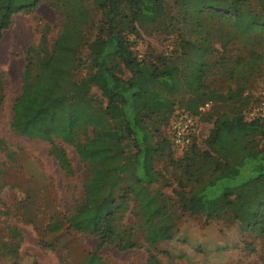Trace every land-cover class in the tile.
I'll list each match as a JSON object with an SVG mask.
<instances>
[{
	"label": "rangeland",
	"instance_id": "374dc122",
	"mask_svg": "<svg viewBox=\"0 0 264 264\" xmlns=\"http://www.w3.org/2000/svg\"><path fill=\"white\" fill-rule=\"evenodd\" d=\"M174 1L165 0V5L177 20L175 26H180L160 21L140 28L138 39L128 36L135 41L134 52L155 59L170 50L179 54L183 48L181 38L203 39L205 83L229 96L234 104L243 105L245 117L250 118L253 108L264 107V99L251 105L264 95V30L255 27L245 34L247 29L238 26L236 14L224 5L184 14L173 5ZM50 2H40L31 12L14 13L0 35V264H77L93 251L109 264H146L145 245L126 250L117 249L114 243L98 247V239L88 233L65 228L53 233L47 229L51 219L67 213L82 195L83 165L73 142L97 134L115 137L125 133L124 125L116 118L119 105H109L103 82L95 77L98 69L94 53L99 48L93 38L103 28L100 12L91 0H84L88 9L86 28L90 31L80 43L88 44L51 57L63 16ZM239 4L244 13L261 12L258 0H249L244 8L242 2ZM183 16L187 17V29L180 23L185 20ZM30 59L31 65L26 67ZM107 62L122 80L128 81L130 74L114 56H109ZM187 98L182 87L175 96V107L183 108ZM226 104L214 98L198 105L199 150H207L205 139L213 116L226 110ZM134 105L137 110L138 103ZM16 114L22 119L19 132L11 128ZM46 120L52 128L34 133ZM156 124L164 136L163 124ZM52 142L67 153L74 169L72 176L63 173L49 152ZM179 157L165 148L157 159L156 168L165 181L176 183L180 169L171 165V158ZM163 187L170 194L169 187ZM177 221L172 240L158 244V251H154L161 264H264L262 239L242 231L231 216L207 221L201 215L183 214ZM244 241L253 242L257 251H243Z\"/></svg>",
	"mask_w": 264,
	"mask_h": 264
},
{
	"label": "trees",
	"instance_id": "16d2710c",
	"mask_svg": "<svg viewBox=\"0 0 264 264\" xmlns=\"http://www.w3.org/2000/svg\"><path fill=\"white\" fill-rule=\"evenodd\" d=\"M42 1L46 0H0V35L14 13L34 11ZM248 1L175 0L173 5L184 14H198L203 9L224 5L236 14L238 26L247 29L243 30L245 34L255 27L264 30V0H258L261 12L245 10L244 13L239 3L244 8ZM91 2L100 12L103 24L93 38L99 48L94 53L98 69L94 76L103 82L109 105H119L116 118L124 125L125 133L115 137L97 134L73 142L83 165L82 195L67 213L51 219L47 229L53 233L63 228L88 233L98 239V247L114 243L117 249L126 250L145 245L146 264H161L154 251L158 244L172 240L178 229L177 217L183 214L201 215L207 221L231 216L242 231H249L264 242V116L246 118L243 105L234 104L229 96L205 83L203 39L199 42L181 38L183 48L179 54L170 50L155 59L134 52L135 41L128 36L138 39L140 28L160 21L171 27L180 26H175L177 20L165 0ZM50 3L63 16L51 57L62 51L84 48L88 43L81 44V37L90 31L86 28L88 9L84 0H51ZM241 16L244 17L239 20ZM183 18L180 23L187 29V17ZM178 34L181 37L183 31ZM109 56H114L130 74L128 81L122 80L109 66ZM30 61L26 67H30ZM182 87L188 98L185 106L178 108L175 96ZM214 98L227 103L226 110L214 114L212 128L205 139L208 148L199 150L198 105ZM260 99L264 95L251 105ZM2 103L0 77V106ZM45 113L47 118L48 110ZM182 113L192 116L194 125L189 145L180 150L172 140L170 125ZM20 119L17 114L13 117L14 131H20ZM158 122L165 128L164 136ZM42 125L34 133L52 128L48 120ZM165 148L180 155L176 160L171 158V165L180 169L176 183L165 181L156 168ZM49 152L65 175L74 174L61 146L52 142ZM164 185L169 187L170 194ZM243 247L248 253L257 251L250 241H244ZM77 264L109 263L93 251L87 252Z\"/></svg>",
	"mask_w": 264,
	"mask_h": 264
},
{
	"label": "built area",
	"instance_id": "2783aa9c",
	"mask_svg": "<svg viewBox=\"0 0 264 264\" xmlns=\"http://www.w3.org/2000/svg\"><path fill=\"white\" fill-rule=\"evenodd\" d=\"M255 116H264L263 106L258 105L253 108L250 117ZM193 125L194 119L187 113H182L172 120L170 125L172 140L178 149H184L189 145Z\"/></svg>",
	"mask_w": 264,
	"mask_h": 264
}]
</instances>
